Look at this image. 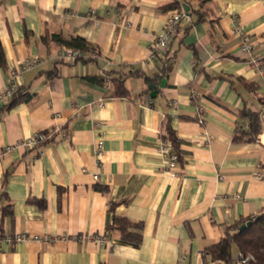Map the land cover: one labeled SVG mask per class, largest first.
Returning a JSON list of instances; mask_svg holds the SVG:
<instances>
[{"label":"crops","instance_id":"0c3cea01","mask_svg":"<svg viewBox=\"0 0 264 264\" xmlns=\"http://www.w3.org/2000/svg\"><path fill=\"white\" fill-rule=\"evenodd\" d=\"M173 1L0 0V90L25 57L45 59L25 73L21 99L2 106L0 152L36 131L52 134L0 157V195L8 194L1 205L13 211L6 232L50 236L3 244L0 264H205L228 226L264 211V76L232 22L236 14L264 65V0H187L191 20L153 58ZM55 33L84 38L90 57L55 58L63 47ZM105 74L123 75L128 93L114 95L98 81ZM243 108L261 113L258 140H235L248 126ZM163 140L179 155V176L159 150ZM115 215L143 223L139 245L108 230ZM107 232L113 247L76 238Z\"/></svg>","mask_w":264,"mask_h":264},{"label":"built area","instance_id":"2783aa9c","mask_svg":"<svg viewBox=\"0 0 264 264\" xmlns=\"http://www.w3.org/2000/svg\"><path fill=\"white\" fill-rule=\"evenodd\" d=\"M188 16V12L185 9L176 10L170 19L168 20L165 28L159 32L155 36V40L152 44L151 48V57H156L157 55L161 54L163 50L169 47L171 41L176 36L180 23L183 21L184 18ZM232 22H233V31L234 33L240 38V49L241 51L250 58V63L252 66L256 67L259 73L264 76V65L260 58L254 56L253 49L254 44L252 42L251 36L244 30L239 17L236 14L232 15ZM54 57L62 60V61H76L82 58L90 57V53L82 51L80 49L71 48L63 46L58 49L54 54ZM97 56V55H94ZM45 59L41 55H34V56H27L22 61L18 62L15 66L11 68L10 75L11 78L9 83L0 90V106L9 100L22 86V80L25 73L39 65H41ZM104 85L107 89L112 87V82L109 75H104ZM199 94L194 92L192 94V98H198ZM149 99H143L142 104L149 103ZM198 113H199V120L201 123H205L204 111L205 108L203 105L197 106ZM52 134L48 133L43 130L36 131L28 138L20 140L17 144L6 147L3 152H0V157L3 155L11 152L15 147H25V148H35L42 145L47 139L51 138ZM104 149V140L98 139L96 141V153L97 156L100 157L103 154ZM161 154L164 157H167V167L169 171L174 176H179V169H178V161L179 155L175 151L171 142L167 140H163L160 148ZM94 178H98V174L94 175ZM77 239L85 241L90 240L94 241L98 246H110L113 247L116 243L112 237H110L109 233L105 234H81L76 236ZM49 240V235H44L43 237L39 235H29L24 232H18L15 234L7 233L3 237L0 238V249L2 248L3 244H14L17 242L27 241V240ZM254 258L253 255H243L241 253L237 254L236 257L232 260V262H227L226 260H211L207 261L205 264H250L251 260Z\"/></svg>","mask_w":264,"mask_h":264},{"label":"trees","instance_id":"16d2710c","mask_svg":"<svg viewBox=\"0 0 264 264\" xmlns=\"http://www.w3.org/2000/svg\"><path fill=\"white\" fill-rule=\"evenodd\" d=\"M184 3H188L187 0H174L172 3L168 4L166 7L171 9L182 10L184 8ZM182 26V22L180 23ZM47 36H44L45 40ZM55 42L71 48L80 49L82 51L88 52L90 49L89 43L82 37L72 36L70 38L64 37L60 33H55L51 36ZM89 53V52H88ZM0 68H7V57L3 43L0 38ZM170 65H167L165 70H169ZM11 78V75H10ZM96 80V79H93ZM98 81L101 84H104V78H99ZM146 81L150 84L152 79L146 77ZM111 82L113 86V94L117 96L126 95L128 93L125 86V78L123 75L117 77H111ZM23 86L9 98L10 105H15L21 97L19 96L22 93ZM6 101V102H7ZM5 102V103H6ZM3 103L0 106V111L2 110ZM243 115L248 120L247 127H239L235 134V140H247L255 141L259 139V135L262 132V117L261 113L255 112L250 108H243L241 111ZM169 137L171 141L176 144L177 137L171 131H169ZM7 192H3L0 195V238L7 234L4 226V217L6 215L13 214L12 206L7 205L3 207L1 201L3 198H7ZM251 222L250 225L246 226L244 229H240L243 224ZM108 230H116L120 233V241L122 243H128L133 245H139L142 242L143 235V223L142 222H133L129 218L123 216H114V219L111 224L108 226ZM236 245L239 249V253L247 256L253 255L254 258L251 260L250 264H264V211L260 212L256 216L249 218H243L236 223L228 226L226 228L225 236L217 243L213 244L206 250V254L210 256L211 260H226L227 262H232L236 257L233 255V246Z\"/></svg>","mask_w":264,"mask_h":264},{"label":"water","instance_id":"95a60500","mask_svg":"<svg viewBox=\"0 0 264 264\" xmlns=\"http://www.w3.org/2000/svg\"><path fill=\"white\" fill-rule=\"evenodd\" d=\"M184 8L188 12V16L186 18H184V22L187 23V22H189L191 20L192 12L190 10L191 8H190V5L188 3H184ZM165 81H166L165 79H162V83H163L162 86H165ZM156 86H157L156 84H150L149 85L150 89H152L151 94L154 97L157 94ZM250 223L251 222H247L246 224H243L240 229H244L246 226L250 225Z\"/></svg>","mask_w":264,"mask_h":264}]
</instances>
